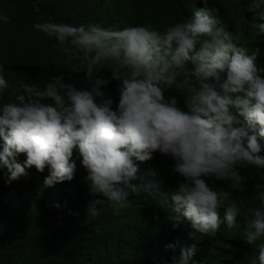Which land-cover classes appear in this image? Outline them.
<instances>
[{
	"label": "clouds",
	"instance_id": "1",
	"mask_svg": "<svg viewBox=\"0 0 264 264\" xmlns=\"http://www.w3.org/2000/svg\"><path fill=\"white\" fill-rule=\"evenodd\" d=\"M204 2L205 7L163 31L142 25H72L51 18L34 23V29L55 39L65 54L63 65L72 72L83 70L85 83L78 87L60 74L42 86L10 85L0 65V95L8 89L14 95L0 104L4 183L27 176L33 166L38 172L47 166L46 187L71 181L75 150L89 194L104 198L87 206L89 222L106 206L113 214L125 207L129 193L137 191L131 183L134 161L159 152L173 161L170 171L182 178L170 197L174 209L202 234L215 233L222 224L232 228L237 202L225 206L227 194L216 191L213 181L238 186L237 166L264 167V156L258 155L264 148V67L255 63L259 50L248 54L238 46L240 34L227 30L215 15L218 9ZM248 8L264 18V7ZM0 21L7 23L8 17L0 15ZM253 27L257 36L264 34V24ZM101 68L111 70L109 78L97 75ZM110 80L119 81L115 102L102 89ZM173 86L184 93L186 110L175 97L165 96ZM20 153L26 157L22 163L16 159ZM258 201L243 224L249 244L264 237V192ZM53 206L60 207L57 202ZM257 247L252 264H264V243ZM165 248L175 250V245ZM193 251L181 248L166 264H189Z\"/></svg>",
	"mask_w": 264,
	"mask_h": 264
},
{
	"label": "rangeland",
	"instance_id": "2",
	"mask_svg": "<svg viewBox=\"0 0 264 264\" xmlns=\"http://www.w3.org/2000/svg\"><path fill=\"white\" fill-rule=\"evenodd\" d=\"M63 1L0 0V15L8 17L7 23L0 21V65L10 85L18 86L23 81L42 86L51 76L63 74L65 82L84 86L83 70L72 72L63 65L65 54L55 39L34 29V23L51 18L57 23L72 25L99 24L113 29L142 25L163 31L189 18L195 9L205 7L204 0H190V6L183 0H70L64 6L65 15L60 22L57 11L62 9ZM213 5L218 9L215 15L222 25L240 34L238 46L246 47L248 54L259 50L255 63L264 67V34L257 36L253 27V24H264V18L258 10L248 8L264 7V2L207 0L208 7ZM110 74L108 68H101L97 73L104 78H109ZM118 84L119 81L110 80L106 87L102 86L114 102L118 99ZM164 94L175 97L177 106L186 110L184 93L173 86ZM13 99L12 90H5L0 95V104ZM258 155L264 156V148ZM25 158L24 153L16 157L21 163ZM71 159L75 165L80 161L75 150ZM134 163L136 179L131 183L136 185L137 191L129 193L125 207L113 214L106 206L95 220L89 222H85L87 206L95 199L104 198L89 194L85 169L81 178L73 176L71 181L51 187L43 185V179L48 175L47 166L42 172L30 167L26 169L27 176L7 186L4 170L0 169V264H80V260L86 259L104 264L111 245L118 246L134 236L147 238L138 248L126 250L128 253L110 264H161L162 257L178 255L181 248L190 247L194 251L189 264L192 261L195 264H252L258 255L257 245L264 243V237L249 244L242 230L247 210L258 206V194L264 192V167L249 164L246 168H237L241 183H247L248 189L241 184L233 186L230 182L213 181L216 191L227 194L225 206L228 202H237L239 215L232 228L225 227L229 242H220L203 250L206 240L214 237L224 225L215 233H200L199 239V232L174 209L170 198L182 179L170 171L173 161L155 152L150 159ZM75 195H80L78 203L71 200ZM54 202L60 207H54ZM218 212L222 218L224 208ZM167 244L175 245V250L166 249ZM241 247L253 250L254 255L244 253Z\"/></svg>",
	"mask_w": 264,
	"mask_h": 264
},
{
	"label": "trees",
	"instance_id": "3",
	"mask_svg": "<svg viewBox=\"0 0 264 264\" xmlns=\"http://www.w3.org/2000/svg\"><path fill=\"white\" fill-rule=\"evenodd\" d=\"M69 2H70V0H64L62 2V6H61L62 9L57 11V15H58L57 18L60 22L62 21L63 15H65L64 6L68 5ZM183 3L190 6V0H183ZM40 14H43V13H40ZM44 18L46 19V18H48V16L44 15ZM238 119L240 121V125H243L247 128V125L245 124L243 117H238ZM240 125H237V126H240ZM249 131L251 133V130H249ZM248 165L249 164H244L242 166H237V168H239V167L240 168H246ZM83 172H84V168L81 166L80 161H78V163L75 165V171H74L73 176L74 177L78 176V178H81V175L83 174ZM7 185L8 184H6V186ZM241 186H243L245 189H248V187H249V185L247 183H241ZM80 189H81V186H80ZM0 190L2 191V188ZM141 191L144 192L142 187H141ZM82 195L84 196V191L82 192ZM82 198H84V197H82ZM71 200H73L74 203H78V201L80 200V195H75L74 197H71ZM222 227H223V229L221 231L217 232V234L214 237L206 240V244L202 247L203 250H209L210 248L213 247L214 244H218L220 242H222V243L223 242H229L227 239V236L225 234L226 228H225V226H222ZM149 233H150V231L148 230L147 234H149ZM198 235H199V239H201V234L198 233ZM146 238H147L146 236H140L139 238L137 236H134L128 242L118 243V246L117 245H111L110 246L111 252L107 254V258H106L104 264H110L111 262H114L115 258H121L122 255L128 253V252H126V250H134V249L138 248L143 242L146 241ZM241 248L244 251V253L254 255L253 250H251L247 247H241ZM172 252H170V253H172ZM171 258H172L171 254H168L166 257H162L163 261L161 264H166V262H170ZM79 263L80 264H98L97 260H92V259L80 260Z\"/></svg>",
	"mask_w": 264,
	"mask_h": 264
}]
</instances>
